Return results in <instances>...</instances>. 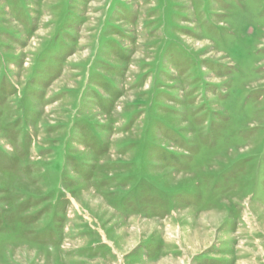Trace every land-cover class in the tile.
<instances>
[{
	"label": "rangeland",
	"instance_id": "rangeland-1",
	"mask_svg": "<svg viewBox=\"0 0 264 264\" xmlns=\"http://www.w3.org/2000/svg\"><path fill=\"white\" fill-rule=\"evenodd\" d=\"M0 264H264V0H0Z\"/></svg>",
	"mask_w": 264,
	"mask_h": 264
}]
</instances>
